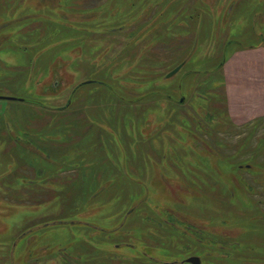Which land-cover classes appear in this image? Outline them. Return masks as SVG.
Wrapping results in <instances>:
<instances>
[{
    "label": "rangeland",
    "instance_id": "rangeland-1",
    "mask_svg": "<svg viewBox=\"0 0 264 264\" xmlns=\"http://www.w3.org/2000/svg\"><path fill=\"white\" fill-rule=\"evenodd\" d=\"M251 47L264 0H0V95L148 96L0 99V264H264V116L222 68Z\"/></svg>",
    "mask_w": 264,
    "mask_h": 264
},
{
    "label": "crops",
    "instance_id": "crops-1",
    "mask_svg": "<svg viewBox=\"0 0 264 264\" xmlns=\"http://www.w3.org/2000/svg\"><path fill=\"white\" fill-rule=\"evenodd\" d=\"M252 53L257 57H253ZM263 60L262 48L251 47L235 50L223 63L228 114L235 124L264 116V75L258 74L255 80L249 68V62L256 61L253 65L261 71Z\"/></svg>",
    "mask_w": 264,
    "mask_h": 264
},
{
    "label": "trees",
    "instance_id": "trees-1",
    "mask_svg": "<svg viewBox=\"0 0 264 264\" xmlns=\"http://www.w3.org/2000/svg\"><path fill=\"white\" fill-rule=\"evenodd\" d=\"M104 66H105L104 68L110 69V70H111V68L115 67L113 65H108V63L104 64ZM55 73H56V70L54 71V74ZM89 82L90 81H88V82H80L77 85H75L73 87L72 91H71L70 96L68 97L69 99L65 102V104L63 106H55V107L50 106V107H48L40 99H39L40 100L39 101L37 96L36 97L30 96L27 99L20 100V101H24L25 103L31 105V107H33V108L34 107H37V108L38 107L39 108H48V109H54V110H59L61 112H65L70 107V105L72 103V101H71L72 100V95L75 93V91L77 90L78 86H80L82 84L89 83ZM90 83H93L95 85H99L100 87L104 88V90H106V93H102V97L105 96V99L108 100V102L106 101L107 109L105 110V107L103 108L104 112H106L108 121L112 118V116H111L112 113H114V112L117 113V110H119V109L122 110V108L118 106L120 103L121 104H124V103L128 104V102H130L132 104V103L138 102L137 105H141V104L146 103V100H143V99H145L144 97H148V96H143L142 98H140V96H137L136 98H132V97L130 98L129 96H126L125 94L124 95L121 94L122 91L118 90L117 82L114 79H112V81H103V82H99V81L93 80ZM54 84H55V82H54ZM107 92H108V94H107ZM151 93L155 94L156 91L148 92V94H150V95H151ZM28 94L29 95L30 94H35L36 95V93L32 92V91L29 92ZM124 97H128V99H125ZM109 99H111V100H109ZM90 103L91 102L89 101L86 104L88 105ZM126 109H128V108H126ZM83 110H85L84 111L85 114H86L87 111L91 112L89 109L88 110L87 109H83ZM129 114L132 115L130 110H129ZM106 115H104V116H106ZM133 117H135V115ZM148 129H149V127H145V126H143V128H142L143 134L145 133L144 135L146 136V137L143 136V137H145V139L150 138V136L153 134L152 129H149L150 131ZM147 131H149V132H147ZM108 151H109V149H108ZM145 198L146 197H142V199L137 200L135 203H138V202L140 203ZM94 210H96V209L94 208Z\"/></svg>",
    "mask_w": 264,
    "mask_h": 264
},
{
    "label": "water",
    "instance_id": "water-1",
    "mask_svg": "<svg viewBox=\"0 0 264 264\" xmlns=\"http://www.w3.org/2000/svg\"><path fill=\"white\" fill-rule=\"evenodd\" d=\"M181 67V64H178L177 66H175L172 70H170L167 74L166 77L171 76L172 74H174L176 71L179 70V68ZM88 82V81H85ZM0 99H18V100H24L22 98H16L14 96H4V95H0ZM182 101V98H181ZM187 261L191 262L192 264H200V258L198 256H190L188 258H186Z\"/></svg>",
    "mask_w": 264,
    "mask_h": 264
},
{
    "label": "flooded vegetation",
    "instance_id": "flooded-vegetation-1",
    "mask_svg": "<svg viewBox=\"0 0 264 264\" xmlns=\"http://www.w3.org/2000/svg\"><path fill=\"white\" fill-rule=\"evenodd\" d=\"M63 259L64 260H62V264H69L67 261H66V258L63 256Z\"/></svg>",
    "mask_w": 264,
    "mask_h": 264
}]
</instances>
